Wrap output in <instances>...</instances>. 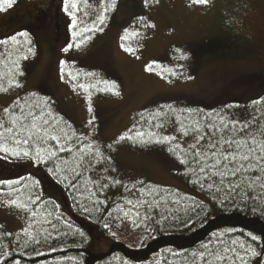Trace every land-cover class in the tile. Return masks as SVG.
Instances as JSON below:
<instances>
[{
  "label": "trees",
  "instance_id": "16d2710c",
  "mask_svg": "<svg viewBox=\"0 0 264 264\" xmlns=\"http://www.w3.org/2000/svg\"><path fill=\"white\" fill-rule=\"evenodd\" d=\"M83 1L75 0L77 10ZM111 3L101 0L100 6L110 12ZM57 10L53 11L56 35ZM51 13L39 9L34 28L40 29ZM233 45L235 38L224 33L206 40L197 57L219 58ZM4 53L24 58L17 79L7 80L15 66L10 67ZM37 57L35 40L26 29L1 39L0 98L18 90ZM108 82L107 92L101 89L92 96L115 95L118 82L114 78ZM260 93L247 108L236 97L206 105L181 100L167 106L164 117L148 118V127L156 133L149 128L148 132L160 134L163 140V122L169 119L174 141L197 142L196 148L181 152L163 141L168 158L180 167L182 187L148 183L146 190L145 183L135 194L119 189L112 199L91 182L102 157L82 156L91 144L73 135L53 97L32 93L19 99L12 106L11 119L16 123L0 130V190L28 226L20 233H0V264H264V126L259 120L264 117L263 88ZM33 98V110L25 111L24 105ZM250 106L256 107L255 113ZM30 164L36 168L33 172ZM49 188L55 189L53 196L47 195ZM118 219L140 233L136 243L128 245L109 235L107 223ZM95 236L110 241L109 248L90 251Z\"/></svg>",
  "mask_w": 264,
  "mask_h": 264
},
{
  "label": "rangeland",
  "instance_id": "374dc122",
  "mask_svg": "<svg viewBox=\"0 0 264 264\" xmlns=\"http://www.w3.org/2000/svg\"><path fill=\"white\" fill-rule=\"evenodd\" d=\"M84 2L72 14L64 11L63 0H16L12 7L0 11V41L8 33L26 29L38 50L18 90L0 98V130L16 123L11 119L15 113L12 106L19 99L49 93L73 135L92 145L88 144L82 156L102 157L88 177L109 199L119 189L135 194L145 183L146 190L148 183L182 187L180 167L164 151L163 141L181 152L196 148L197 142L193 138L174 141L175 129L169 119L163 122V140L148 127V118L164 117L166 107L181 100L206 105L236 97L242 107H248L264 89V0H209L206 5L190 0H116L107 15L101 0ZM39 9L52 13L35 29L33 17ZM224 33L234 37L237 45L221 52L219 58L197 57L206 40ZM11 56L3 54L10 67L15 66L7 80L20 77L25 63L24 58ZM149 65L151 70H146ZM112 78L118 82L115 95L92 96L101 89L107 92ZM35 101L26 103L25 111H32ZM248 109L255 113L256 107ZM259 120L264 126V117ZM28 167L36 170L33 164ZM53 194L55 189L49 188L47 195ZM107 225L109 235L128 245L141 237L123 219ZM27 226L28 221L14 212L0 190V233H20ZM93 240L89 248L93 252H104L111 244L102 236Z\"/></svg>",
  "mask_w": 264,
  "mask_h": 264
},
{
  "label": "snow or ice",
  "instance_id": "6c2138e0",
  "mask_svg": "<svg viewBox=\"0 0 264 264\" xmlns=\"http://www.w3.org/2000/svg\"><path fill=\"white\" fill-rule=\"evenodd\" d=\"M14 2H15V0H0V11H4L6 8L12 7V5H13ZM146 2H147V0H146ZM190 2L192 4L206 5L207 3H209V0H190ZM114 6H115V0H112V3L110 5V7H114ZM77 7H78V4L75 2V0H64V10L66 12H68V10L70 8L75 9ZM98 19L100 20L101 23H103V19H104L103 16H100ZM73 27H75V22L74 21H73ZM89 30L90 29H82V31H85V32L86 31H89ZM20 35L27 36V33L22 32V33H20ZM74 35H79V33H74ZM11 39L14 41L15 40V36H13ZM85 39H87V37ZM65 50H67V49H65ZM146 70H151V66L149 65ZM81 87H83V86H81ZM53 139H55V137H53ZM120 139H124V137H121ZM16 143H20V141H16ZM25 143H27V141H25ZM2 150L5 151V152H8V149L7 148H4ZM24 155L27 156L28 153L25 152ZM245 159H247V157H245ZM12 203L15 204L16 201H12ZM252 239L255 240L256 237L253 236ZM251 254L253 256L256 255L255 251H252ZM238 258L241 259V260H243V257H238Z\"/></svg>",
  "mask_w": 264,
  "mask_h": 264
}]
</instances>
